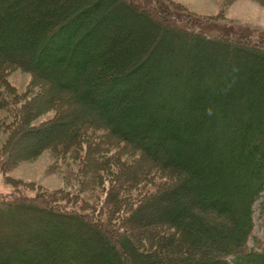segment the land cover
I'll return each instance as SVG.
<instances>
[{
	"label": "trees",
	"instance_id": "obj_1",
	"mask_svg": "<svg viewBox=\"0 0 264 264\" xmlns=\"http://www.w3.org/2000/svg\"><path fill=\"white\" fill-rule=\"evenodd\" d=\"M118 1L148 12L153 30L127 25L114 0H0V26L27 39L7 45L9 31H0V107L27 102L3 84V69L25 67L29 52L45 91L69 92L55 98L79 105L60 144L32 132L24 111L10 114L0 171L24 159L33 133L38 148L58 146L72 159L94 149L78 194L94 196L120 174L99 220L84 205L56 204L74 195L0 198V264H264L252 237L259 199L264 218V48L238 37L209 44L201 31L139 9L147 1ZM164 28L195 37L191 50L161 37ZM89 107L103 123L84 119ZM158 202L165 208L156 216Z\"/></svg>",
	"mask_w": 264,
	"mask_h": 264
},
{
	"label": "rangeland",
	"instance_id": "obj_2",
	"mask_svg": "<svg viewBox=\"0 0 264 264\" xmlns=\"http://www.w3.org/2000/svg\"><path fill=\"white\" fill-rule=\"evenodd\" d=\"M114 1V4H116L115 7L120 10L119 12L128 17V19L126 18L127 25L132 27L133 24L138 22L142 25L141 28H144L143 30L150 28L153 30L150 23L151 20L148 19V12H145L147 19L142 16L143 14L141 15L143 18H141L139 15L135 13L132 14L129 9L123 7L118 0ZM143 1H147L145 2L146 5L145 7L141 5V8L139 9H146L147 11L148 9H155L157 14L155 13L156 15L152 16L159 21L168 22L169 19L172 20L176 26L184 27L185 30L194 32L201 31L211 38L207 39L204 37L209 44H213L214 40H224L222 39L223 37L225 39L238 37L241 38L240 40H243V42L246 40L249 41L250 44L252 43L253 45L258 46V48H260V46L262 49L264 48V0ZM46 2L47 0H42L43 6H47ZM134 5L139 6V4ZM139 9L133 11L136 12V10L138 11ZM15 11L18 12L19 10ZM2 30L9 31L8 34L11 39L7 40V45L17 44V40L22 43L27 41V39L19 38L14 29L10 30V27L7 24L0 26V31L2 32ZM164 30H167L169 33L167 32L166 34L160 32L159 34L161 37L166 39L168 37V40L172 42L181 39L180 46L191 50V45L194 42L195 37L179 32L176 29L173 34L168 28H164ZM19 53H21V51L11 53L6 49L4 50V56L7 58L12 56H17V58H19ZM32 53L29 52L28 55H24V58H22L26 62L25 67L21 65L10 68L6 67L3 69V84L10 86L12 92L16 96L23 97V100H27V98L30 100H27L26 103H20L22 106L20 111L15 105L13 107L7 105L6 108L0 107V145L9 135L10 127L6 126V124L9 122V115H12L13 112L20 113L21 111H24V116H26L28 120L27 124L29 128H32V132L35 129H40L42 131L40 135H38L39 138H43L47 135V141L49 143L53 140V142L57 140L55 144H60L61 141L58 140L63 138V134L66 133L67 128L71 126L72 120L75 118L76 113H74V111L79 109V105H77V102L74 100L64 102L60 101L58 97H56V99L55 96L60 92L56 88L52 89V91L49 89L45 91L44 86L47 85L44 83L45 81H43L37 74L30 71L33 64L32 60L28 59ZM61 93L63 94V99L68 98L64 95H68L69 92H60V94ZM56 100H58V103ZM32 101L33 104L31 103ZM89 110L90 111L83 114L85 115L84 119L90 120L92 118L95 121L103 123V120L97 119V112L93 107H89ZM29 136L26 139L29 141V143H26L27 150L24 149L20 152L25 156L24 159L16 162L9 167L7 171L3 173L0 171V198H8L9 196L11 197L12 194H18L20 197L29 198L46 192L53 194L56 193L60 198L64 195H74L72 201L68 203L67 201H57L56 204L60 203L67 208H70L69 205H84L85 207H89L85 209V212L88 214L90 213L91 217L93 216L96 220L102 218L103 215L99 210H102L101 205L104 199H108L106 192L108 189L111 190L110 187L113 186L115 182H118L120 174L114 176L110 174L108 175L109 177H105L101 180L103 183L102 190L95 189V192L92 193L94 196L90 194L86 195L82 192H80L81 194H78V188L82 187L79 178H84V168H82V165H84L83 162L90 160L86 162L88 166L94 163L95 156L91 155L94 153V149H92L86 157L85 149H82L81 152H74V159H72L69 155H63L60 152L61 147H59V150H56V147L58 146H55V150L49 149V147L44 149H42V147L38 148V144L34 142L35 135L31 133ZM20 142H22V140H20ZM137 166L139 167V165ZM140 166L141 168H146L149 166V163L144 161ZM132 168L136 169V164L131 165L124 174L127 175ZM135 178L136 177H134V179ZM134 179L133 184L135 189L132 192L133 194H136V196H141V194H139L141 189L140 181ZM149 201L155 203V200L153 199H149ZM72 202H74V205ZM261 202L262 199H259L253 206L252 237L257 239L259 243V245L254 247L256 251L264 248V218L261 217L259 213V204ZM151 207L153 208V211H155L154 214L156 216L163 213V208H165L164 204L159 202L157 206ZM75 208L77 209L78 207ZM167 209H169L168 206ZM143 220H145V218ZM144 222H146V220ZM160 222L162 223V221ZM252 245V240H249V248H251ZM37 251L41 253L40 250ZM152 257L153 256L150 258Z\"/></svg>",
	"mask_w": 264,
	"mask_h": 264
}]
</instances>
